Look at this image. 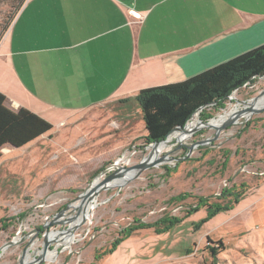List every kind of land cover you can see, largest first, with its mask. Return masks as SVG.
<instances>
[{
  "label": "rangeland",
  "instance_id": "1",
  "mask_svg": "<svg viewBox=\"0 0 264 264\" xmlns=\"http://www.w3.org/2000/svg\"><path fill=\"white\" fill-rule=\"evenodd\" d=\"M19 1L0 0V42L19 12ZM263 91L264 77H259L235 91L224 108H208L210 119L204 123L217 121L213 125L221 126L226 118L220 119L233 109H246L238 101L243 103ZM107 108L71 117L50 135L45 130L19 147L10 143L1 147L0 249L11 241L18 244L2 251L0 264H19L24 251L30 253V260L37 258L45 233H38L39 228L77 203L98 178L104 179L118 166L136 165L149 154L139 107L130 114L135 120L130 129L120 119L113 127ZM201 113L193 118L202 120ZM249 118L239 119L218 139L195 148L186 158L187 146L215 135L214 130L200 129L186 144L180 142L169 149L171 158L182 160L146 170L121 190L100 193L92 220L74 232L72 245L60 249L57 257H47L44 264H93L123 228L135 220L149 224L166 215L179 217L181 222L160 235L153 230L136 232L96 264H264V113L246 122ZM248 122L253 123L243 131ZM226 156L229 162L223 168ZM120 159L122 163L116 165ZM111 165L114 170L106 173ZM234 186L246 193L229 211L209 217L202 207L186 217L198 198L224 202L220 200L222 190ZM181 194L189 197L172 201ZM72 215V208L66 210L67 217ZM66 228L54 226L50 232Z\"/></svg>",
  "mask_w": 264,
  "mask_h": 264
},
{
  "label": "crops",
  "instance_id": "2",
  "mask_svg": "<svg viewBox=\"0 0 264 264\" xmlns=\"http://www.w3.org/2000/svg\"><path fill=\"white\" fill-rule=\"evenodd\" d=\"M262 46L264 0H27L0 42V123L31 115L50 135L108 107L130 129L141 91Z\"/></svg>",
  "mask_w": 264,
  "mask_h": 264
},
{
  "label": "trees",
  "instance_id": "3",
  "mask_svg": "<svg viewBox=\"0 0 264 264\" xmlns=\"http://www.w3.org/2000/svg\"><path fill=\"white\" fill-rule=\"evenodd\" d=\"M26 1H19L18 10ZM259 77H264V46L207 70L185 82L141 91L135 100L139 103L142 111L148 143L164 141L175 128L185 126L202 107L205 109L201 113V119L203 122L208 121L210 119L206 112L208 108H224L229 97L235 91L242 89L248 83H253ZM252 123L248 122L243 131L248 130ZM48 129L49 125L31 115L7 113L3 115V121L0 123V149L7 143L19 147ZM208 152L210 149L204 153ZM228 162L226 156L223 168L227 167ZM167 170L169 169L167 168ZM236 189L234 186L222 190L220 200L224 202L210 203V198H198L196 207H191L186 212V217L202 207L207 209L209 217L219 212L229 211L245 197V189L240 191ZM187 197L189 194H181L173 198L172 201L181 202ZM20 221L22 220L20 219ZM180 222L181 218L168 215L149 224L135 220L134 224L123 228L118 233V237L113 241L109 250L95 257L93 264L105 256L111 255L120 243L132 237L136 232L153 230L155 234L160 235ZM41 228L39 229L41 230Z\"/></svg>",
  "mask_w": 264,
  "mask_h": 264
},
{
  "label": "water",
  "instance_id": "4",
  "mask_svg": "<svg viewBox=\"0 0 264 264\" xmlns=\"http://www.w3.org/2000/svg\"><path fill=\"white\" fill-rule=\"evenodd\" d=\"M263 94H264V91L262 93H260V95H263ZM204 109H205V107H202L201 109H199V111L197 113H201ZM245 112L250 114V118L246 120V122H247L253 116L264 113V107H262L260 109H256L254 107H251V108H249V110H247ZM194 116L195 115H193L192 118ZM240 117H241V114H237L235 117H233V119L225 122L223 125H221V127L216 128V129H215V127L213 128V126H211L210 122L204 123L202 120H199V122L201 124L206 125L205 129H210V130L213 129L215 131V135L213 137L205 140V141H201L199 143H196L194 146H187L186 148L188 149L189 153L187 154L186 158H189L191 156V154L195 148H198L200 146H204L208 142L218 139V137L221 135V133L223 131L227 130L228 128H230L233 125H236L238 120L240 119ZM187 126H188V124H186L185 126L177 127L173 131H171L170 134H172L174 131H177V130H185ZM199 130L200 129H196L194 131V133L199 131ZM170 134L167 136V138L164 141L152 143V144H150V147L158 146V145L166 142L168 137L170 136ZM172 153H173V151L171 150L166 155H164L163 158L157 159L155 161L152 160L151 155H148L147 157L143 158L138 164L133 165L131 167L120 166L113 172L108 173V171H106V173H108L107 177L102 179V181L100 183H96V181H94L88 187V189L85 190V192H83L80 195V197L77 199V202H80V206L78 208H74L73 205L67 207L66 210H69L70 208H72L75 211V215L67 217L66 216V210H62L60 213H58L54 217V219L52 221L47 222L44 225V227L41 228V230L38 229L39 230L38 233L43 231V230L45 231V233L43 235V245H42L41 249L39 250L40 253H38V257L34 258L32 260L31 264H44L47 261V254H48L49 250L51 249V246L54 245L50 241V235L52 233V232H50L51 228H53L54 226H59V225L60 226L66 225L67 228L63 231H60V232L63 233V232L69 231L70 224L74 220H76L79 216L82 215L84 208H87L88 205H90L95 199H97L99 197L100 193H102L103 191L110 190L108 187L109 184H111L117 180H123V184H121L120 186L117 187L118 190H121L124 186H126L127 184H129L133 180L138 179L141 176V174L144 173L146 170H149L151 168H155V167H157L161 164H164V163L182 160V159H178V158H171L170 154H172ZM83 225H85L84 221H82V223L80 225L75 227V229H73L72 233L77 231ZM17 244L18 243L16 241H11V242L5 244L0 249V255L2 254V251H4L3 249H7V248L12 247V246L17 245ZM26 254H27V251H24L23 255L21 256V259L19 261V264H29V263L25 262Z\"/></svg>",
  "mask_w": 264,
  "mask_h": 264
},
{
  "label": "bare ground",
  "instance_id": "5",
  "mask_svg": "<svg viewBox=\"0 0 264 264\" xmlns=\"http://www.w3.org/2000/svg\"><path fill=\"white\" fill-rule=\"evenodd\" d=\"M251 101H253L252 104L250 103ZM238 105H239V107H244L246 109L243 110V111H240L239 108L233 109L231 113H229L228 115H226L222 119H220V121H222L223 119L226 118L220 125H223L225 122L233 119V117L236 114H241L240 119L241 118H246V116H250V114L245 112V111L249 110V108H251V107H254L256 109H260V108L264 107V94L263 95L259 94L255 98H251L248 101H244L243 103L238 101ZM216 122H210L211 126H213V128L215 127V129L221 127V126L213 125V123H216ZM203 128H206V125L201 124L199 122V119L195 120V118H193V120L188 124V126L186 127L185 130L174 131L172 134H170V136L168 137L166 142H164V143H162V144H160L158 146L150 147L148 155H151L152 160H154V161L157 160V159H161L162 154L165 153V152H168L169 149L173 145L178 144L180 142L186 144L192 138V135H193V133H194V131L196 129H203ZM147 156H145V157H147ZM101 181H102V179L99 178V179L96 180V183H100ZM121 184H123V180H117V181L109 184L108 187H109V189H114V188H117L118 186H120ZM99 204L100 203L98 202V199H95L90 205L87 206V208H84L82 215L79 216L76 220H74L70 224L69 231H66V232H63V233H61L60 231L51 233L50 241L52 243L57 238H59V240L56 243L55 249L54 250H51V249L49 250V252L47 254V257H49V256L50 257H57L59 255V253H60V249L61 250H65L70 245H72V243H73V241L75 239L74 238L75 237L74 233H72L73 229H75V227L80 225L82 223V221H84L85 224L87 222L89 223L92 220L91 216L93 215L94 210L98 207ZM79 206H80V202H77V203L73 204L74 208H78ZM7 249H3L4 250L3 252H5ZM37 252L40 253V251H37ZM25 262H27L29 264L32 263V260H30V253L29 252H27V254H26Z\"/></svg>",
  "mask_w": 264,
  "mask_h": 264
},
{
  "label": "built area",
  "instance_id": "6",
  "mask_svg": "<svg viewBox=\"0 0 264 264\" xmlns=\"http://www.w3.org/2000/svg\"><path fill=\"white\" fill-rule=\"evenodd\" d=\"M249 85H250V84L248 83V84H246L243 88H247ZM121 163H122V159H120L119 161H117V162H116V165L121 164ZM114 168H115V165H111V166L108 168V172L114 170Z\"/></svg>",
  "mask_w": 264,
  "mask_h": 264
}]
</instances>
